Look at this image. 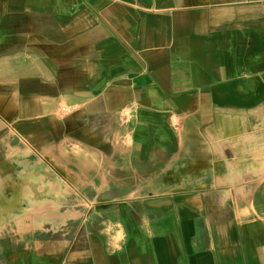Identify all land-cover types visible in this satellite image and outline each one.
<instances>
[{"label": "crops", "instance_id": "crops-1", "mask_svg": "<svg viewBox=\"0 0 264 264\" xmlns=\"http://www.w3.org/2000/svg\"><path fill=\"white\" fill-rule=\"evenodd\" d=\"M262 166L264 0H0V264H264Z\"/></svg>", "mask_w": 264, "mask_h": 264}, {"label": "rangeland", "instance_id": "rangeland-1", "mask_svg": "<svg viewBox=\"0 0 264 264\" xmlns=\"http://www.w3.org/2000/svg\"><path fill=\"white\" fill-rule=\"evenodd\" d=\"M21 181L22 182L19 184V186L16 187V185H15L14 186L15 188H13L14 189L13 191L16 190L18 192L17 193L18 196H21V194L23 195L24 193H28V190L26 189V188H28V186L25 187L24 186V183L26 181H30V178L23 177L21 179ZM24 195H26V194H24ZM0 197H1V199H0V208H4L7 212L8 211L13 212L14 209H17V208H10V207H8L9 206V202L15 201L16 203H19L22 199H25L26 198V196H24L23 198H21L19 200L18 199L17 200H14L15 198H12V197H14V192H13V194L11 196L5 195L4 193H1L0 192ZM48 205H51V203H47L46 204V206H48ZM48 208L49 207H44L42 210H40L38 207H35L33 209L30 208L29 209L30 211H27V210L26 211H23L21 215L6 214L5 218L2 219V223H1L0 226H2L3 224H7L9 222H12V223H15L20 229L27 228L28 226H30V222L27 221L28 218L31 219V221L33 223H37V219H38V217H40L41 214H42L41 217H45V219H48L49 217H52L54 214H49L48 212H46V210L47 211L49 210ZM51 208H53V207H51ZM28 213H30V215ZM35 213L38 214V216L37 215H34ZM25 214L28 216V217H26L27 219H25V216H26ZM33 215L36 216V217L34 218ZM23 216H24V219H22ZM30 216H32V217H30Z\"/></svg>", "mask_w": 264, "mask_h": 264}, {"label": "bare ground", "instance_id": "bare-ground-1", "mask_svg": "<svg viewBox=\"0 0 264 264\" xmlns=\"http://www.w3.org/2000/svg\"><path fill=\"white\" fill-rule=\"evenodd\" d=\"M262 167H264V166H262ZM34 183V181H32L31 179H30V181H26L25 183H24V186L25 187H27L28 186V188H26L27 190H28V193H24V194H26V195H22L21 194V196H18V192H15L14 193V197H12V198H15L14 200H19V199H21V198H23L24 196H26V199H28V201H29V203H30V205H31V207L30 208H35V207H38L40 210H42L44 207H49L48 209H50L51 207H55L56 205L53 203V202H51V205H48V206H46V203L43 201V200H39V199H37V198H34L33 197V193L30 191V186H31V184H33ZM25 192V191H24ZM0 199H1V197H0ZM31 200V201H30ZM18 203H16L15 201H11V202H9V206L8 207H10V208H18ZM27 211H30V210H27ZM47 211V210H46ZM5 212H7V211H5ZM44 212V211H43ZM42 212V213H43ZM1 213H3V212H1ZM8 214H10V211H8L7 212ZM39 213V212H38ZM45 213V212H44ZM12 214V213H11ZM29 215H30V213H28ZM3 214H1V216H2ZM24 215V214H23ZM26 215V214H25ZM34 215H37L38 216V214H34ZM33 215V217L35 218L36 216H34ZM42 215V214H41ZM41 215H40V218L43 220V219H45V217H41ZM51 216V215H50ZM64 216H70V214H66V215H64ZM3 217V216H2ZM26 217H28L27 215L25 216V219H27ZM30 217H32V216H30ZM8 218V217H7ZM50 218V217H49ZM12 219V218H11ZM22 219H24V216L22 217ZM29 219V218H28ZM21 220V219H20ZM50 221V220H49ZM0 222H2V218L0 219ZM42 222V221H41ZM37 223H38V221H37ZM44 223V222H43ZM40 224V223H39Z\"/></svg>", "mask_w": 264, "mask_h": 264}]
</instances>
